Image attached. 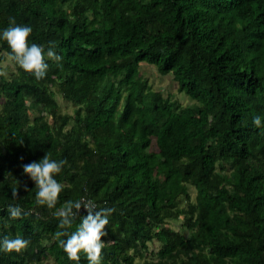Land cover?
Returning <instances> with one entry per match:
<instances>
[{
	"label": "trees",
	"instance_id": "trees-1",
	"mask_svg": "<svg viewBox=\"0 0 264 264\" xmlns=\"http://www.w3.org/2000/svg\"><path fill=\"white\" fill-rule=\"evenodd\" d=\"M11 18L63 60L0 76V238L30 240L0 264H77L53 213L81 198L115 209L102 264H264V0H0V31ZM10 52L0 39V63ZM143 65L193 103L153 90ZM46 152L67 161L53 209L22 168Z\"/></svg>",
	"mask_w": 264,
	"mask_h": 264
},
{
	"label": "clouds",
	"instance_id": "clouds-1",
	"mask_svg": "<svg viewBox=\"0 0 264 264\" xmlns=\"http://www.w3.org/2000/svg\"><path fill=\"white\" fill-rule=\"evenodd\" d=\"M33 28L29 25L17 24L15 18L9 20V26L0 31V39L5 40L11 49L8 60L14 62L23 71L34 75L37 80L43 79L48 70V60L56 62L58 67L63 56L55 51L56 42L49 41L48 47L36 43H29V37ZM4 70H0V76H6ZM253 124L262 127L261 117L255 116ZM22 159V158H21ZM67 164L65 159H52L48 152L38 161L23 164V173L26 174L35 184L37 205H46L48 209H53L59 201L60 193L64 185L55 179L56 174L60 173L63 166ZM25 190L27 187L25 186ZM13 198L19 196L18 190L12 192ZM83 207L87 214L80 217L79 211ZM115 211L112 207H100L91 199L69 200L62 207L56 209L53 215L58 218V228L55 238L60 247L67 254L68 259L79 264L80 254L86 255L88 264H102L103 249L105 241L102 237L107 235L105 231L109 224V217ZM9 217L12 219L24 218L30 215L18 204H9L7 208ZM79 218V223H74ZM30 240L19 235L15 238L3 236L0 238V251L19 253L26 249Z\"/></svg>",
	"mask_w": 264,
	"mask_h": 264
},
{
	"label": "rangeland",
	"instance_id": "rangeland-1",
	"mask_svg": "<svg viewBox=\"0 0 264 264\" xmlns=\"http://www.w3.org/2000/svg\"><path fill=\"white\" fill-rule=\"evenodd\" d=\"M2 70L6 71L7 75H9L11 72L15 71V66L13 62L8 60L7 55L0 63ZM142 70V76L146 78L148 84L151 86L153 90L160 91L163 96H169L172 99L177 100L181 106L187 107L193 103V100L190 99L184 92L178 91V84L177 81L174 80L172 74H159L157 70L154 67H150L147 65H143L141 67ZM56 99L60 105L61 112L66 113H72L73 112V105L71 102L65 100L60 94H56ZM34 110H29V114H32ZM152 149H156L155 142L153 140L152 142ZM195 196L194 189H191V198L193 199ZM173 227H177L178 222L177 221H171L169 223ZM158 242L154 241L153 245H151L152 248L157 249ZM50 264V263H47Z\"/></svg>",
	"mask_w": 264,
	"mask_h": 264
},
{
	"label": "built area",
	"instance_id": "built-area-1",
	"mask_svg": "<svg viewBox=\"0 0 264 264\" xmlns=\"http://www.w3.org/2000/svg\"><path fill=\"white\" fill-rule=\"evenodd\" d=\"M84 209V208H83Z\"/></svg>",
	"mask_w": 264,
	"mask_h": 264
}]
</instances>
